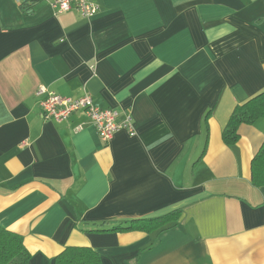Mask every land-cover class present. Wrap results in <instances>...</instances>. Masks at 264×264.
<instances>
[{"label":"crops","instance_id":"0c3cea01","mask_svg":"<svg viewBox=\"0 0 264 264\" xmlns=\"http://www.w3.org/2000/svg\"><path fill=\"white\" fill-rule=\"evenodd\" d=\"M97 2L86 18L0 0V226L31 264L69 246L102 264H264V186L251 180L264 118L223 140L264 91V0ZM41 85L131 113L136 135L103 142L81 112L44 120ZM177 211L159 234L94 231Z\"/></svg>","mask_w":264,"mask_h":264},{"label":"trees","instance_id":"16d2710c","mask_svg":"<svg viewBox=\"0 0 264 264\" xmlns=\"http://www.w3.org/2000/svg\"><path fill=\"white\" fill-rule=\"evenodd\" d=\"M38 0H25V5L35 4ZM28 7H26L27 9ZM29 7L27 11L30 9ZM264 118V91L234 110L227 126L223 131V140L233 147L240 139L239 128L242 124H254ZM251 180L255 187L264 186V144L254 157L251 165ZM179 212L155 219L133 220L114 225L110 229H95L94 231H143L158 232L177 226ZM0 264H31V255L25 247L22 235L9 231L0 226ZM54 264H102L101 256L90 247L69 246L55 259Z\"/></svg>","mask_w":264,"mask_h":264},{"label":"built area","instance_id":"2783aa9c","mask_svg":"<svg viewBox=\"0 0 264 264\" xmlns=\"http://www.w3.org/2000/svg\"><path fill=\"white\" fill-rule=\"evenodd\" d=\"M57 8V13H64L73 9L83 17H93L99 13L101 7L97 0H45ZM37 95L43 98L40 101L42 117L46 121L58 123L68 121L76 113H84L92 122L99 138L109 142L113 135L126 131L130 136H135L134 119L131 113H121L114 109H105L97 106L90 95L82 98H66L41 85ZM80 128V127H79Z\"/></svg>","mask_w":264,"mask_h":264}]
</instances>
